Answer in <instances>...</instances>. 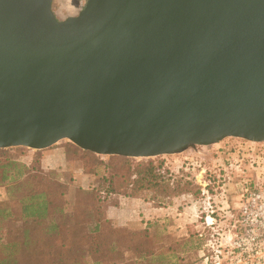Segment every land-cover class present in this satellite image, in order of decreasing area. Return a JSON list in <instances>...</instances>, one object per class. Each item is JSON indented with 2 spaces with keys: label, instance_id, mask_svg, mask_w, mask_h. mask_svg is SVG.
<instances>
[{
  "label": "water",
  "instance_id": "95a60500",
  "mask_svg": "<svg viewBox=\"0 0 264 264\" xmlns=\"http://www.w3.org/2000/svg\"><path fill=\"white\" fill-rule=\"evenodd\" d=\"M264 142V0H0V149L156 158Z\"/></svg>",
  "mask_w": 264,
  "mask_h": 264
},
{
  "label": "trees",
  "instance_id": "16d2710c",
  "mask_svg": "<svg viewBox=\"0 0 264 264\" xmlns=\"http://www.w3.org/2000/svg\"><path fill=\"white\" fill-rule=\"evenodd\" d=\"M66 147L73 155L80 151L70 142ZM41 153L0 149V187L7 188L9 198L0 204V264H167V254L179 260L175 248L187 247L186 242L164 250L149 225L117 226L107 216L110 199L113 195L139 198L144 191L156 190L171 198L190 197L200 190L194 193L159 183L162 176L153 162L134 168L125 157L114 156L106 162L86 151L85 171L100 178L93 193L98 205L95 214L87 215L90 233L75 239L59 173L44 170Z\"/></svg>",
  "mask_w": 264,
  "mask_h": 264
},
{
  "label": "rangeland",
  "instance_id": "374dc122",
  "mask_svg": "<svg viewBox=\"0 0 264 264\" xmlns=\"http://www.w3.org/2000/svg\"><path fill=\"white\" fill-rule=\"evenodd\" d=\"M56 2L53 5L54 10H58V3L63 1L56 0ZM65 143L68 142L65 141L61 144ZM98 157L106 162L111 161V157ZM127 159L134 168L139 164L153 162L158 168L159 175L162 176V181L159 180V183L164 181L172 189L188 188L194 193L200 190L199 195L190 197L171 198L156 190L144 191L139 198H134L140 199L143 204L156 205L159 208L171 205L172 208L163 215L156 216L158 227L153 229V232L157 235L155 236L156 243L164 247V250L176 243H187L185 248H180V245L175 248L179 256V260L175 261V264L206 263V258H201L204 246L205 252H210L212 249L208 246L209 241L214 240L217 233L228 231L224 224L227 204L232 207L231 209L235 213L236 210L233 208L239 205L245 185L264 188V142L255 143L228 137L216 144L192 146L174 155L148 159ZM96 181L95 185L97 186L91 191H86L87 193H84L83 196L70 195L71 197L68 199L70 206L75 203L77 207H89L87 211H83L81 208L73 211L71 208L70 216L73 215L72 218L76 219L72 220V223L74 221L84 222L87 220V215L96 213L98 204L93 193L100 186V178L97 177ZM206 186L210 193L209 196L202 194V190ZM222 193L227 195L228 200ZM118 196L124 195L111 196L110 203H116ZM210 204L215 210L214 215L219 223L214 227L207 228L204 225V218L209 210L206 207H209ZM142 219L143 223H146L148 219L144 213ZM210 259L211 257H209Z\"/></svg>",
  "mask_w": 264,
  "mask_h": 264
},
{
  "label": "crops",
  "instance_id": "0c3cea01",
  "mask_svg": "<svg viewBox=\"0 0 264 264\" xmlns=\"http://www.w3.org/2000/svg\"><path fill=\"white\" fill-rule=\"evenodd\" d=\"M32 151L38 152L34 150ZM40 152H42L40 159L44 170L56 171L59 173L60 184L64 190L63 192L67 200L71 197V194L72 196H83L84 193H87L86 191H91L97 186L95 185L97 184V177L85 171L84 159L86 151L80 149L77 155H73L74 151L69 152L68 147H66V143H60ZM117 198L118 201L111 204L109 207L107 216L119 227L146 228L149 225L151 232H153V229L158 227V225H156V222L158 221L156 216L159 217L168 211V209L172 208L171 205L159 208L156 205L143 204L140 199L129 198L126 196H118ZM8 201L9 198L7 188L1 186L0 204L7 203ZM71 208L73 211L78 208H81L83 211L89 210L88 206L77 207L75 203L71 206L69 205L68 210H72ZM143 213L145 214V217L148 218L146 223H143ZM72 217L73 215L70 216L69 225L75 239H80L90 233L92 226L87 220L84 222L74 221L72 223V220H76ZM166 256L169 258V261L167 260V264H173L175 262L173 259H170L169 254Z\"/></svg>",
  "mask_w": 264,
  "mask_h": 264
},
{
  "label": "built area",
  "instance_id": "2783aa9c",
  "mask_svg": "<svg viewBox=\"0 0 264 264\" xmlns=\"http://www.w3.org/2000/svg\"><path fill=\"white\" fill-rule=\"evenodd\" d=\"M202 194L209 196L207 186ZM222 194L228 200L227 195ZM208 208L204 225L211 228L219 222L211 204ZM225 208L224 224L228 231L217 233V237L209 241L208 246L212 249L207 251L209 253L205 252L204 246L201 252V258L207 260L204 264H264V188L245 185L239 205L233 208L236 212L233 213L228 204Z\"/></svg>",
  "mask_w": 264,
  "mask_h": 264
},
{
  "label": "flooded vegetation",
  "instance_id": "af4514ba",
  "mask_svg": "<svg viewBox=\"0 0 264 264\" xmlns=\"http://www.w3.org/2000/svg\"><path fill=\"white\" fill-rule=\"evenodd\" d=\"M61 1H63V2L58 3L59 9L54 10V8H53V11L55 12V14L59 20H65V19L70 18V17H76L86 7L87 3L90 0H70L73 7H74L73 8L74 11H70L68 8L66 9V0H59V2H61ZM54 2L57 3L56 0H53V5H54Z\"/></svg>",
  "mask_w": 264,
  "mask_h": 264
},
{
  "label": "bare ground",
  "instance_id": "6f19581e",
  "mask_svg": "<svg viewBox=\"0 0 264 264\" xmlns=\"http://www.w3.org/2000/svg\"><path fill=\"white\" fill-rule=\"evenodd\" d=\"M65 5V4H64ZM64 7V6H63ZM69 9L70 11H74V7H73V5H72V3H71V1L70 0H66V9ZM70 13V12H69Z\"/></svg>",
  "mask_w": 264,
  "mask_h": 264
}]
</instances>
